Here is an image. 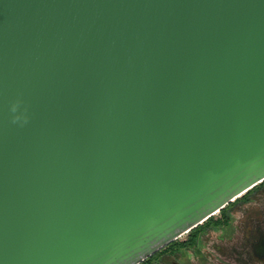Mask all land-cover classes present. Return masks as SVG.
Listing matches in <instances>:
<instances>
[{"label": "water", "instance_id": "water-1", "mask_svg": "<svg viewBox=\"0 0 264 264\" xmlns=\"http://www.w3.org/2000/svg\"><path fill=\"white\" fill-rule=\"evenodd\" d=\"M262 181L264 0H0V264H140Z\"/></svg>", "mask_w": 264, "mask_h": 264}, {"label": "rangeland", "instance_id": "rangeland-1", "mask_svg": "<svg viewBox=\"0 0 264 264\" xmlns=\"http://www.w3.org/2000/svg\"><path fill=\"white\" fill-rule=\"evenodd\" d=\"M227 208L226 220L208 224L186 246L160 251L150 264H264V260L253 254L258 229L264 230V184L257 186L247 198L239 197L231 202Z\"/></svg>", "mask_w": 264, "mask_h": 264}, {"label": "flooded vegetation", "instance_id": "flooded-vegetation-1", "mask_svg": "<svg viewBox=\"0 0 264 264\" xmlns=\"http://www.w3.org/2000/svg\"><path fill=\"white\" fill-rule=\"evenodd\" d=\"M227 217H228V214L221 213L220 216L213 217L214 219L212 220V223L214 224L215 222L224 221V220H226ZM209 225H211V224H209ZM260 231H263V233H264V230L261 227H259V229H258V237L256 238V240L253 243V249H254V244L258 241V239L260 237ZM194 236H196V233L195 234L194 233H192V234L189 233L187 235V237L185 239H183V240H179V238H178L177 240H175V242H171L170 244H168L167 246H165L164 248H162L161 250H159V252L160 251L162 252L163 250H167L168 248H169V251H172L173 248L175 249V248H179V247H182V246H186L187 244L192 243V241L194 240ZM253 254H254V252H253ZM257 258H259V257H257ZM259 259L260 260H264L263 258H259Z\"/></svg>", "mask_w": 264, "mask_h": 264}, {"label": "trees", "instance_id": "trees-1", "mask_svg": "<svg viewBox=\"0 0 264 264\" xmlns=\"http://www.w3.org/2000/svg\"><path fill=\"white\" fill-rule=\"evenodd\" d=\"M262 184H264V181H262L261 183H259L258 185H256V186H254L252 189H250V190H248L244 195H242L241 197L242 198H247V195L248 194H250L253 190H255L256 188H257V186H259V185H262ZM237 199H239V198H237ZM236 199V200H237ZM227 206L225 207V208H223L222 210H221V213H225V214H227L226 212H227ZM214 216H211L209 219H207L205 222H203L202 224H199L198 226H196L195 228H193V229H191L190 230V234H192V233H196V234H198V233H200L202 230H204V228H206V226L208 225V224H211L212 223V220L214 219L213 218ZM173 242H175V241H173ZM157 253H159V251L157 252ZM156 253V254H157ZM154 256V255H153ZM153 256L152 257H149V258H147V259H145L143 262H141L140 264H150L151 263V260H152V258H153Z\"/></svg>", "mask_w": 264, "mask_h": 264}, {"label": "clouds", "instance_id": "clouds-1", "mask_svg": "<svg viewBox=\"0 0 264 264\" xmlns=\"http://www.w3.org/2000/svg\"><path fill=\"white\" fill-rule=\"evenodd\" d=\"M12 110L15 111V110H16V107L13 106ZM16 119H19V117H17ZM241 218H242V217H241Z\"/></svg>", "mask_w": 264, "mask_h": 264}]
</instances>
